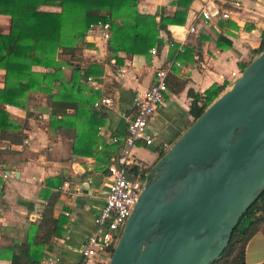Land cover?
Segmentation results:
<instances>
[{
	"label": "crops",
	"instance_id": "obj_1",
	"mask_svg": "<svg viewBox=\"0 0 264 264\" xmlns=\"http://www.w3.org/2000/svg\"><path fill=\"white\" fill-rule=\"evenodd\" d=\"M233 1L221 0L222 8L229 10L228 17L203 23L195 20L203 0H192L183 23H168L166 29L160 28L163 43L154 45L155 53L151 48L144 54L119 51L117 59L106 47L92 58L85 50L93 43L83 48L85 58L103 65L101 73L90 74L96 87L81 72L87 85L100 94L89 109L104 115L103 122L96 127L91 154L75 153L71 147L75 135L79 136L86 129L80 116L87 110L84 104L75 116H72L73 108L67 109L73 126L68 129L55 128L50 123L47 101L50 94L45 91L29 92L23 105L6 104L16 125L7 127V133L0 137V168L8 172V177H0V264H13L14 253L19 255L21 264H45L49 253L57 255V264H81V246L95 230L97 216L105 203L107 165L120 152L122 144L111 137L125 135L127 118L134 112V101L154 81L155 69L167 61L172 62L166 77L167 91L147 122L153 141L139 143L133 149L135 156L149 166L147 172L160 158L164 143L169 148L193 121L191 92L203 94L216 83L222 87L220 95L235 80L232 72H241L242 66L258 54L256 49L264 30V0H239L240 6H235ZM40 8L60 10V6L53 4ZM138 8L160 19L177 6L172 0H139ZM10 23V15L0 13V32H8ZM190 24H195L197 30L188 31ZM218 35H222L219 40ZM67 57L58 56L62 60ZM33 69L46 70L41 65H34ZM62 69L70 74L68 65L63 64ZM4 74V68L0 67V88L5 83ZM180 83H183L182 88H179ZM51 89L58 91V81H54ZM75 92L79 97L92 94L90 90ZM107 94L113 97V103L96 106L95 102ZM60 116L62 114L57 117ZM15 131L25 132L26 137L11 142L8 134ZM50 191L59 192L53 208L57 233L48 243L37 244L34 233ZM21 251H28L33 262L21 257ZM263 261L264 231L259 230L247 242L245 264Z\"/></svg>",
	"mask_w": 264,
	"mask_h": 264
},
{
	"label": "water",
	"instance_id": "obj_2",
	"mask_svg": "<svg viewBox=\"0 0 264 264\" xmlns=\"http://www.w3.org/2000/svg\"><path fill=\"white\" fill-rule=\"evenodd\" d=\"M263 189L264 49L146 172L108 264H209Z\"/></svg>",
	"mask_w": 264,
	"mask_h": 264
},
{
	"label": "trees",
	"instance_id": "obj_3",
	"mask_svg": "<svg viewBox=\"0 0 264 264\" xmlns=\"http://www.w3.org/2000/svg\"><path fill=\"white\" fill-rule=\"evenodd\" d=\"M138 1L0 0V13L9 14L11 17L8 32H0V67L5 70V83L0 88V137L3 138L4 132L7 133L6 128L14 124L6 104L23 105L29 92L45 91L50 94L47 100L51 113L50 123L55 125V128L73 127L71 113L67 109L73 108L72 116H75L80 111V105L86 106L87 110L80 115L86 129L81 131L79 136L75 135L71 147L75 153H93L90 147L95 141L96 127L103 122L104 115L89 109V105L94 103L96 96L100 94L87 85L82 75L99 74L103 65L84 57L83 48L91 45L85 39L89 24L99 18L110 21L111 34L107 41V50L111 55L117 57L119 51L144 54L149 52L152 46L163 43V39L159 37L160 28L166 29L168 23L181 24L185 21L192 2L172 0L177 8L171 14L162 15L157 19L154 13L141 11ZM44 4L58 5L60 10L41 9ZM220 38L222 35H218L217 40ZM262 49L264 30L256 52L259 53ZM59 53L68 54L69 57L62 60L58 58ZM63 64L70 67V74L67 75L63 71ZM34 65H41L46 70H35ZM54 81H58L57 92H52L51 89ZM182 87L183 83H180L179 88ZM77 89L90 90L92 94L79 97L75 92ZM221 89L222 87L215 83L206 88L203 94L191 92L190 112L193 120L217 97ZM59 114H62V117H57ZM8 137L11 142H19L26 134L23 131H15L9 133ZM164 152L160 150V157ZM139 162L132 167V171L144 177L149 166ZM58 195V191H50L46 196L34 233V243H48L52 236L56 235L57 219L53 216V208ZM259 230L264 231V189L240 217L224 250L209 264H245L247 242ZM21 255L27 262H33L28 251H21ZM18 256L15 253L12 255L13 264H21ZM261 264H264V261Z\"/></svg>",
	"mask_w": 264,
	"mask_h": 264
},
{
	"label": "built area",
	"instance_id": "obj_4",
	"mask_svg": "<svg viewBox=\"0 0 264 264\" xmlns=\"http://www.w3.org/2000/svg\"><path fill=\"white\" fill-rule=\"evenodd\" d=\"M233 3L235 6H240L239 0H234ZM228 16L229 10L222 8L221 0H203L198 14L195 15V20L200 19L203 23H208L213 18ZM196 30L195 24L189 25L188 31ZM110 34L108 19L99 18L91 22L86 30L85 39L93 45L86 47L85 51L94 58L106 49ZM179 48L181 49V46ZM150 51L155 53L156 47H151ZM171 67L172 62L167 61L155 69L154 81L143 95L134 101V112L127 118L125 135L123 137L112 135L111 137L113 141L122 142V144L120 152L108 163L109 178L105 203L97 216L95 230L87 236L81 246V264H108L127 218L139 198L144 185V177L132 171V167L140 163L133 149L139 143L150 144L153 141V135L147 131V122L164 98L167 91L166 77ZM240 73L232 72L236 78ZM86 80L96 87L97 83L92 75H87ZM112 103L113 97L107 94L96 101L95 105ZM167 149V143H164V151ZM126 172L131 173L133 179L127 178ZM0 177H8V172L0 168ZM57 262L58 257L54 253H49L45 260V264H57Z\"/></svg>",
	"mask_w": 264,
	"mask_h": 264
},
{
	"label": "rangeland",
	"instance_id": "obj_5",
	"mask_svg": "<svg viewBox=\"0 0 264 264\" xmlns=\"http://www.w3.org/2000/svg\"><path fill=\"white\" fill-rule=\"evenodd\" d=\"M107 51H108V50H107ZM108 52H109V51H108ZM61 55L65 56V55H68V54H61V53L58 54L59 57H60ZM68 57H69V55H68ZM68 57H67V58H68ZM252 247H253V246H252Z\"/></svg>",
	"mask_w": 264,
	"mask_h": 264
}]
</instances>
